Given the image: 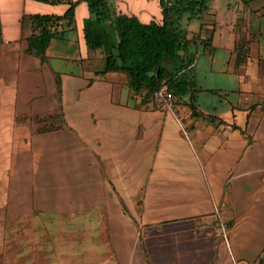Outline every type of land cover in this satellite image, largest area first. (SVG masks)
Masks as SVG:
<instances>
[{
	"label": "crops",
	"instance_id": "crops-1",
	"mask_svg": "<svg viewBox=\"0 0 264 264\" xmlns=\"http://www.w3.org/2000/svg\"><path fill=\"white\" fill-rule=\"evenodd\" d=\"M66 7L0 0V264L8 229L28 218L78 223L74 251L61 244L71 229L48 230L62 242L50 240L57 248L45 264L251 262L264 250V0L182 26L203 48L190 45L186 69L194 117L188 95L172 109L140 104L123 72L86 68L80 55L79 72L64 69L55 45L77 43L64 37L67 25L43 60L26 53L29 15ZM201 55L207 86L196 75ZM46 117L52 128L42 129Z\"/></svg>",
	"mask_w": 264,
	"mask_h": 264
},
{
	"label": "trees",
	"instance_id": "trees-1",
	"mask_svg": "<svg viewBox=\"0 0 264 264\" xmlns=\"http://www.w3.org/2000/svg\"><path fill=\"white\" fill-rule=\"evenodd\" d=\"M57 4L65 2L67 7L60 14L32 13L29 15L31 33L27 36L25 52L45 58L50 40L58 37L66 25L74 19L78 0H36ZM94 18H87L82 27L86 42L101 48L105 62L101 72L120 71L126 75L131 95L140 94V104L153 101L154 92L165 88L173 95V105L185 95L191 116L198 113L192 101L196 85L186 69L193 62L189 47L197 43L194 36L188 37L180 25L181 17H202L208 9L209 0H157L161 16L142 21L135 14L118 11L111 21L107 20V0H86ZM61 27V28H60ZM61 36V35H60ZM56 92L60 99V81L56 77ZM61 111L50 115L55 119ZM47 117L42 129L47 126ZM48 127V128H47Z\"/></svg>",
	"mask_w": 264,
	"mask_h": 264
},
{
	"label": "rangeland",
	"instance_id": "rangeland-1",
	"mask_svg": "<svg viewBox=\"0 0 264 264\" xmlns=\"http://www.w3.org/2000/svg\"><path fill=\"white\" fill-rule=\"evenodd\" d=\"M235 1L237 0H209L208 9L205 13L206 18L212 16L216 17V20L223 19L230 16V12H236ZM108 2V16L107 20L111 21L113 16L118 12H126L128 14H135L142 21H149L150 19H158L161 16L160 6L157 0H107ZM237 7V6H236ZM236 9V10H235ZM96 14L90 13L87 6L86 0H78V3L75 7L74 19L66 26L64 37H72L77 43L69 45H55L57 48H60L59 51H65L66 53V69L67 71L79 72L80 66L73 59V57L83 58V65L86 68L91 67L92 69H101L103 68L105 57L104 53L99 48H94L90 43L86 42L80 34V28L84 24V21L87 18H94ZM187 14H184L180 20L181 26H187L188 17ZM208 16V17H207ZM195 23V19L192 21ZM191 25V22H190ZM189 28V27H188ZM195 28V26L193 27ZM230 31L225 30L222 33L221 41L224 43L230 39ZM196 40L199 39L197 35H193ZM77 39V40H76ZM240 41V40H239ZM241 42V41H240ZM241 43L238 45L240 46ZM60 46V47H59ZM64 46V47H63ZM197 47V48H196ZM240 48V47H239ZM196 50L202 51L203 48L195 45H191L190 53H194ZM56 61H54L55 63ZM207 59L204 55L198 57L197 61V79L200 81L201 85H209L210 77L207 76L206 71ZM90 73V72H88ZM100 74V73H96ZM126 89H123V92ZM61 225L55 222L53 224H47L46 222L34 221L31 219H22L18 223L11 226L8 229L7 233V246L8 251L5 253V258H7L8 264H45L44 261H47L49 254L56 252L57 247L51 246L53 239H58V242L61 241V238H52L48 230H57L58 228L62 229H71L72 232L69 233L64 241L66 244L61 243L62 245H69L74 251L79 246V230L78 223L73 222L72 220H66L65 222H60ZM51 240V244H50ZM94 240V239H93ZM24 249H29L28 252ZM61 248H58V250ZM58 253V252H57ZM55 253V255L57 254ZM47 255V257H45ZM54 255V254H53ZM70 260H78V253L71 252Z\"/></svg>",
	"mask_w": 264,
	"mask_h": 264
},
{
	"label": "built area",
	"instance_id": "built-area-1",
	"mask_svg": "<svg viewBox=\"0 0 264 264\" xmlns=\"http://www.w3.org/2000/svg\"><path fill=\"white\" fill-rule=\"evenodd\" d=\"M240 49H244L243 46H239ZM154 98L163 104H166L168 108L173 107V95L171 92L167 91L165 88H161L154 92ZM248 264H264V250L251 262Z\"/></svg>",
	"mask_w": 264,
	"mask_h": 264
}]
</instances>
